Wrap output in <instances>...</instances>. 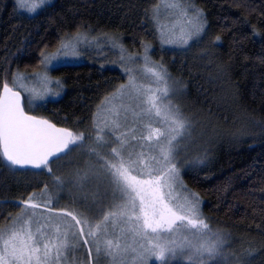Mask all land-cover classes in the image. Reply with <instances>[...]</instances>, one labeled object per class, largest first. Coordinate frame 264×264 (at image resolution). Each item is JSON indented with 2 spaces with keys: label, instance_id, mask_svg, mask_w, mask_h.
Returning a JSON list of instances; mask_svg holds the SVG:
<instances>
[{
  "label": "trees",
  "instance_id": "trees-1",
  "mask_svg": "<svg viewBox=\"0 0 264 264\" xmlns=\"http://www.w3.org/2000/svg\"><path fill=\"white\" fill-rule=\"evenodd\" d=\"M190 2L206 23L181 48L161 43L157 0H50L36 14L19 9L15 0H0V83L12 86L15 74L38 71L41 54L76 32L119 38L133 53L147 48L180 89L175 95L189 121L208 123L209 147L197 156L200 162L177 157L173 162L183 165V179L201 198L208 222L226 234L235 257H228L231 264H264V0ZM80 60L51 70L64 86L59 98L26 110L76 134H93L100 106L126 84V75L108 67L109 60L87 54ZM86 157L65 155L48 165L49 173L19 170L0 151V233L31 213L23 207L29 197L61 205L88 192L91 183L77 191L73 175L77 170L91 175L89 165L100 169ZM105 173H99L103 181Z\"/></svg>",
  "mask_w": 264,
  "mask_h": 264
},
{
  "label": "snow or ice",
  "instance_id": "snow-or-ice-1",
  "mask_svg": "<svg viewBox=\"0 0 264 264\" xmlns=\"http://www.w3.org/2000/svg\"><path fill=\"white\" fill-rule=\"evenodd\" d=\"M19 9L26 11L29 14H36L42 7L48 5L49 0H15ZM160 0H157V15L159 12ZM168 7L179 9L182 16L188 24L192 25V30L187 33L183 43L187 44L189 39L200 36L205 27L203 13L195 7L191 8L192 16L189 17V9L183 8L181 3H173ZM79 41V34L75 37ZM219 41V37L216 38ZM166 43L174 41L166 39ZM113 48L124 51L122 45L117 43L115 39L111 40ZM147 52V48H145ZM81 53L76 50L75 44L71 42L65 43L61 41L60 48L57 53L52 55L41 54V64L45 67L56 63L65 62L79 58ZM123 60V57H121ZM129 60L134 59L129 56ZM145 64L149 63L147 55L143 57ZM159 69L157 71L156 69ZM123 72L131 73V69L124 67ZM148 73H151L159 83L167 84L165 77L167 70L162 65H156L152 68H146ZM25 76L17 73L13 77V84L19 87L25 93H31L32 90L26 88L22 81ZM59 84V81H56ZM0 151L4 158L13 166L23 168L32 166L35 168H47L51 173V168L48 167L51 162L63 158L65 155L75 151L78 147L86 143V137L83 133L76 134L67 128H59L52 122L46 119H39L35 116L28 115L25 112L24 104L20 91H15L8 83H0ZM174 94L180 91L179 88L173 87L169 89L165 87L161 89V96L168 97L169 91ZM150 91V90H149ZM129 95L130 97L139 99L145 106V114H154L161 117L162 108L163 115L161 123L166 127L165 131L159 128L155 129L157 144L152 146L158 149L161 159L155 156L150 157L155 168L144 164L142 157L144 153L134 154L126 149V145L130 142L126 138V133L121 132L115 136L111 142L105 141L104 137L97 133L95 140L96 147H90L88 154L95 156L100 163V169H96L94 165H89V169L93 175H99L100 171H106L113 178V182L125 198V203L116 204L114 207L119 211H106L103 207L98 208L100 212V222L95 224L96 231L91 229L88 235L96 237L98 232L106 233L105 227L110 218L115 221L118 217H126L127 210L135 211L138 209L139 214L134 217L136 227L132 229L136 236L147 241L148 246H141L138 251L136 248H121L120 244H113L112 240H96L95 254L97 258L107 257L110 264H119V258L123 253L131 252L135 255V259L139 264H148V260L155 257L159 261L166 260L167 256L175 255L180 252L182 255H187L189 261L193 264H208L215 261L216 264H231L227 259L232 254H226L225 245L227 244L226 235L221 232H213L203 218H200L198 197L196 203H192L185 198V203L171 204L166 200V196L171 195V189L178 182L179 168L173 162L179 155L178 137L183 138L186 127L187 118L183 116L181 110L175 105L158 106L159 97L155 95H147L140 87H138L131 75H129L128 84L120 85L113 96ZM59 95V93H55ZM105 99H108L107 97ZM44 102L45 96L36 94L29 95L27 103L32 105L35 102ZM127 111V109H125ZM114 119L105 122V127L109 132L115 134L121 128L119 122L120 112L113 113ZM103 132V129L99 130ZM135 136L132 140H136ZM148 141L153 139V135H148L144 138ZM176 142V143H174ZM112 143L117 144V147L111 146ZM107 148L106 155H111L117 162L112 163L102 155L98 148ZM135 157V158H134ZM197 163L200 161L197 160ZM147 168L148 174L153 178L147 180L138 179L132 176L130 170H136L143 174L142 169ZM154 174V175H153ZM80 182L88 177V173L81 174L77 170L73 174ZM58 183H63L60 177L56 178ZM167 189V191H166ZM32 197L23 201L25 208H38L39 205L31 203ZM49 200L48 204L50 205ZM50 213L49 219L52 216L63 215L70 218V221H65V227L62 230L59 223H50L51 234L44 232V225L40 224L35 233L25 229L26 236L22 237L20 231L13 230L6 239H3L0 246V264H70L69 253L75 246L70 242V236L76 237L77 234L84 238L83 224H88L87 217L83 222L73 215L72 212L53 213L51 208H48ZM181 213H184L183 215ZM84 216V213L80 214ZM129 220L132 217H127ZM190 232L191 239L188 236H182L179 240L174 237L181 229ZM75 229V231H73ZM161 234H171L169 238H162ZM153 241H156L155 243ZM87 243V240H84ZM88 264H100L99 259L93 260V249H88ZM235 259L234 256H232ZM237 264L239 262L237 261Z\"/></svg>",
  "mask_w": 264,
  "mask_h": 264
},
{
  "label": "rangeland",
  "instance_id": "rangeland-1",
  "mask_svg": "<svg viewBox=\"0 0 264 264\" xmlns=\"http://www.w3.org/2000/svg\"><path fill=\"white\" fill-rule=\"evenodd\" d=\"M50 1V0H49ZM160 7L158 15L156 13V20H157V27H158V34L160 35V41L164 45L169 47H181L184 48L188 46V44L195 39H189L187 44L183 43V39L186 38L187 33L192 30V25L188 24L182 13L179 9L175 7H168L173 3H181L183 8L189 9L188 15L189 17L192 16L191 8L195 7L199 9L195 5H193L190 0H160ZM43 8V7H42ZM200 10V9H199ZM156 12V11H155ZM79 34V41L74 39ZM115 39L117 43L122 45L124 51L121 52L118 48H113L111 46V40ZM169 39L174 41L173 43H166L165 40ZM65 43L71 42L75 44L76 50L81 53L80 57L74 60H69L65 62H77L81 61L80 59L85 57V54L94 56V58H99V60H109L111 63H108V67H120L121 70L124 67L130 68L132 71L130 74H126V84L129 82V75H131L134 79L135 84L140 87L143 91L147 93V95H155L159 97L158 106L162 105H175L178 107L183 116L187 118L186 125H190L186 127V131L184 132L183 138L178 137L177 140L179 142V155L177 156L178 161L183 159H189L196 162L197 156L203 153L208 149L209 140H207V134L204 133V127L207 122L203 120H193L189 121L188 115L181 109L179 101L176 95L170 90L168 97L161 96V89L168 87L169 89L173 88V84L171 79L169 78V74L167 72V76L165 79L167 80V84L159 83L156 81V78L146 71V68H152L156 65H159L153 57L150 55V51L147 49L140 53H133L128 51L126 47H124L123 42L119 38H114L112 36H108L107 34L102 36H92L88 32H76L64 39ZM58 47V46H57ZM55 47L53 50L50 51L46 55H52L57 53L60 46L57 48ZM147 55L149 58V63L146 65L143 57ZM131 56L134 59L129 60L128 57ZM123 57V60L121 59ZM60 62L56 63L53 61L54 67L65 63ZM52 65L45 67L42 64L38 71H32L31 73H20L25 76V79L22 81L24 86L31 91V93H25L19 87H16L14 84L12 86L20 90L25 96V108L35 107L38 110L39 104L41 102L37 101L32 105L27 103V98L29 95H44L45 100L59 98L63 92V84L61 81L51 73V70L54 68ZM165 69V68H164ZM159 71V69H156ZM59 81V84L56 83ZM150 90V91H149ZM55 93H59V95H55ZM119 98V99H118ZM43 103V102H42ZM144 105L140 102L139 99L130 97L129 95H119L117 94L115 97H109L102 103L98 114L96 115L94 134L87 133L84 134L86 137V143L78 147L75 151L71 152V156L73 159L75 156L78 155H87V159H95L96 164L99 162L97 161L95 156L88 154V149L90 147H96L97 141L95 140V136L97 133L104 137L105 141L111 142L114 140L115 136L120 135L121 132L126 133V138L129 140V144L126 145V149L132 151L134 154H138L143 152L144 156L142 160L144 164L149 165V167L155 168L156 165L152 163L150 157L155 156L157 159H161L158 149L152 147L157 144L155 129L159 128L161 131H165L166 127L163 123H161L162 115H163V108H162V115L161 117H157L154 114H145L144 112ZM27 109V110H28ZM127 109V111H125ZM115 111L120 112L119 122L121 124V128L115 132V134L109 132L108 128L105 127V122L114 119L113 113ZM103 129V132L99 130ZM153 135V139L148 141L146 138L148 135ZM135 136L137 139L132 140V137ZM176 143V142H174ZM111 146L117 147L118 145L112 143ZM105 149L107 153V148ZM102 148H98V151H103ZM106 155V154H105ZM111 155H106V158H111ZM135 158V157H134ZM84 160V159H83ZM178 164V163H176ZM190 164V163H189ZM187 164V165H189ZM179 168V177L178 182L173 186L171 189V195L166 196V200H168L171 204L177 203H185V198L192 203H196V197H198V206L200 212V218H203L205 222L209 225L213 232H222L221 229L214 227L211 223L208 222L205 213L202 211V201L199 195L194 192L193 190H189L186 182L183 179V165L177 166ZM143 174H140L136 170H130L132 176H136L138 179L147 180L153 178L148 174V169H142ZM154 175V174H153ZM106 181L102 180V174L88 175V177L80 182L77 180L74 181V186L79 191L84 188L89 183L90 189L88 192L83 193L84 195H78L74 198L73 201L68 203L59 204H48L45 202V199L42 196H34L32 198L31 203H35L39 205L38 208H31V213H24L20 217H17V221L13 223V225L8 229H2L0 233V246H2L3 239H6L11 231L16 230L20 231L21 236L25 237L26 232L25 229L30 230L31 232L35 233L36 228L43 224L44 228L43 231L51 234L52 230L49 228L50 223H59L61 229L63 230L65 227V221H70L69 217L58 215L52 216L51 220L49 219L50 213L48 208H51L53 213H65V212H72L73 215L77 216L82 222L87 217L89 220L88 224H83L84 228V238L82 239L79 234L76 237L70 236V242L75 246L73 249L70 250L69 253V261L70 264H88L89 256H88V249H93V260L99 259L100 264H110V260L107 257L97 258L95 254V247H96V240H100L103 243L104 240H112L113 244H120L121 248H136L138 251L140 250L141 246L147 247V241L145 239L136 236L132 229L136 227V221L134 217L139 214L138 209L135 211L127 210L126 217H118L115 221L111 218L107 225L106 233L98 232L96 237L88 235L89 230L96 231L95 224L100 222V212L98 208L103 207L106 211H119L114 207L116 204H123L125 203V198L122 197L121 193L118 191L117 186L113 182V178L105 173ZM110 177V178H109ZM76 179V178H74ZM95 181V182H92ZM73 182V181H72ZM87 183V184H84ZM167 191V189H166ZM41 197V198H40ZM50 198V197H49ZM43 202V204H42ZM45 203V204H44ZM45 206L46 208L40 206ZM65 204V205H64ZM52 206H55L52 207ZM25 208V207H24ZM30 208V207H29ZM28 208V209H29ZM26 211L27 210L26 208ZM84 213V216L80 214ZM182 215L184 213H181ZM127 217H132L129 220ZM75 231V229H73ZM224 234V233H223ZM162 238H169L171 234H161ZM226 235V234H225ZM182 236H188L191 239V234L189 231L181 228L174 237L179 240ZM227 238V236H226ZM87 240V243L84 240ZM154 243L156 241H153ZM229 240L227 238V244L225 245V252L226 254H230L229 248ZM229 257V256H228ZM230 260V258H228ZM193 264V261H189L187 255H182L180 252H177L175 255L167 256L166 260L159 261L155 257L148 260V264ZM215 261L208 262V264H215ZM119 264H139V262L135 259V255L133 253L126 252L121 255L119 258Z\"/></svg>",
  "mask_w": 264,
  "mask_h": 264
},
{
  "label": "water",
  "instance_id": "water-1",
  "mask_svg": "<svg viewBox=\"0 0 264 264\" xmlns=\"http://www.w3.org/2000/svg\"><path fill=\"white\" fill-rule=\"evenodd\" d=\"M10 86V85H9ZM10 87H12V86H10ZM14 89V88H13ZM15 91H20V90H16V89H14ZM20 93H21V97H22V103L24 104V109H25V112H27V110H26V108H25V96H23V93L20 91ZM27 114L28 115H32V116H35V117H37V118H39V119H46V120H49L48 118H45V117H39V116H37V115H35V114H32V113H28L27 112ZM50 122H52L51 120H49ZM53 124H55L57 127H59V128H67V127H62V126H59V125H57L55 122H52ZM67 129H70V128H67ZM71 130V129H70ZM73 131V130H72ZM74 132V131H73ZM2 147V146H1ZM1 153H2V151H1ZM5 159V158H4ZM5 161L8 163V164H10L6 159H5ZM51 163H53V162H51V158H50V163L49 164H51ZM15 167V166H14ZM17 169H19V170H41V169H43L44 167L42 166L41 168H35V167H32V166H26V167H23V168H18V167H16Z\"/></svg>",
  "mask_w": 264,
  "mask_h": 264
}]
</instances>
